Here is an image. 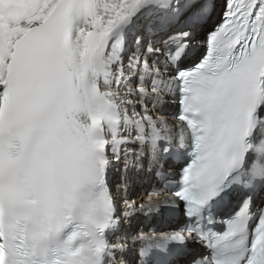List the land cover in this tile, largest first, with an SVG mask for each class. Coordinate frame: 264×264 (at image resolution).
<instances>
[{
    "label": "snow or ice",
    "instance_id": "snow-or-ice-1",
    "mask_svg": "<svg viewBox=\"0 0 264 264\" xmlns=\"http://www.w3.org/2000/svg\"><path fill=\"white\" fill-rule=\"evenodd\" d=\"M122 159L182 218L134 264H264V0H0V264H125Z\"/></svg>",
    "mask_w": 264,
    "mask_h": 264
},
{
    "label": "bare ground",
    "instance_id": "bare-ground-1",
    "mask_svg": "<svg viewBox=\"0 0 264 264\" xmlns=\"http://www.w3.org/2000/svg\"><path fill=\"white\" fill-rule=\"evenodd\" d=\"M133 198H135V197H133Z\"/></svg>",
    "mask_w": 264,
    "mask_h": 264
}]
</instances>
